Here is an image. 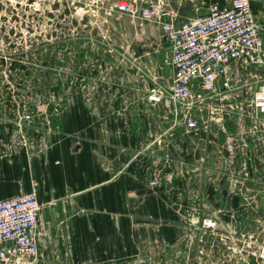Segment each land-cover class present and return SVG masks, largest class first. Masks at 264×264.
<instances>
[{"label":"crops","instance_id":"1","mask_svg":"<svg viewBox=\"0 0 264 264\" xmlns=\"http://www.w3.org/2000/svg\"><path fill=\"white\" fill-rule=\"evenodd\" d=\"M162 1L177 20H189L230 0ZM250 2L264 38V0ZM83 12V19L72 15L76 23L90 19ZM96 18L99 25L109 19L107 28L93 27L75 43L98 30L106 47L90 42L70 51L58 44L47 66L62 71L53 76L56 90L41 103L29 144L0 141L17 167L0 175V198L27 193L36 180L34 264H264L228 250L244 234L260 236L264 224V114H253L250 96L244 107L229 106L228 123L187 130L167 99L153 103L127 88L138 77L128 66L149 54L139 37L150 33L128 16ZM257 79H264L263 67L237 66L228 96H243ZM206 214L219 221L215 232L187 221Z\"/></svg>","mask_w":264,"mask_h":264},{"label":"built area","instance_id":"2","mask_svg":"<svg viewBox=\"0 0 264 264\" xmlns=\"http://www.w3.org/2000/svg\"><path fill=\"white\" fill-rule=\"evenodd\" d=\"M84 4L91 15L125 14L158 24L170 49L172 77L168 88L152 82L145 96L153 103L167 99L189 129L199 126L198 119L207 110L212 120L222 119V110L213 100L221 101L232 92L237 66L264 68V38L250 0L212 2L205 14L189 20H177L162 0L146 5L139 0H86ZM251 106L255 115L264 114V79H257L252 88ZM150 184L156 181L152 179ZM39 209L35 179L30 182L29 192L0 198V264L35 263ZM187 221L196 229L210 232L219 226L210 214L190 216ZM228 250L249 253L264 261V224L260 236L244 234L241 243L228 246Z\"/></svg>","mask_w":264,"mask_h":264},{"label":"rangeland","instance_id":"3","mask_svg":"<svg viewBox=\"0 0 264 264\" xmlns=\"http://www.w3.org/2000/svg\"><path fill=\"white\" fill-rule=\"evenodd\" d=\"M85 1L86 0H0L1 142L3 140L8 141L16 147H25L29 144V130L35 125L36 121H39L38 114L41 109V103L44 102V105H47L52 99L53 91L56 90L53 76L62 71V69L57 67L52 68L47 66V62L55 60L54 57L56 58L58 44L62 45L61 49L70 51H74V46L77 47V45L90 48L91 43L93 46L97 45L96 47L99 48L106 47V42H102L104 39L101 34H99L100 32H98V30H96V35H92V38H88L90 35L87 36L89 40L85 39L75 43L82 39L84 35L86 36L88 30L91 28L94 27L98 29V26L107 28L106 25L109 23L108 19L107 23L102 22L103 25H99V21L96 18L97 14L90 15V19L87 18L85 22L83 20L79 21L82 22V24L76 23L72 15L82 17L83 19ZM111 16L121 17L128 15L114 14ZM137 21L139 24L137 25L140 29H144L145 33H150L149 37L140 35L138 42L140 46H145V51L149 50V54L144 53L139 63H135V65L130 64L128 66L127 70L129 72L132 69L134 72L137 71L138 77L132 79V82L127 84V88L132 89L134 92L143 93L145 96L146 90L152 82H157L168 88L172 77V71L168 58V49L164 44L158 24L140 19ZM81 30L84 31L82 32ZM106 37L105 39L107 40ZM67 39H69L70 42ZM108 42L109 45L114 43L110 38ZM68 43L73 44V47ZM115 43L117 44L118 42L115 41ZM133 45L134 44H132V47L134 48ZM112 53H114V49ZM80 54L81 55H78V57L83 56L82 52H80ZM88 71L90 70L84 68L77 69V72L86 73L85 75L88 74ZM81 75L82 77L84 76L82 73ZM253 85H255V83L246 85L245 89H243V96L239 98L233 95L225 96L221 101L213 100L215 106L222 110V119L212 120L210 116H207V110L203 112L202 118L198 119L199 126L228 123L231 120V117H228L226 114L228 109H230L229 106H231L232 103H241L242 107H244L245 105L243 103L249 101L252 93V90L248 88L253 87ZM234 99H236V101H234ZM172 112L173 118L181 119V122L184 123L182 117H178L174 111ZM27 114H29V118H25ZM186 129L191 130L187 127ZM11 134H14V136L10 139L9 135ZM226 140H229V136L224 139V141ZM215 141H218V139L215 138ZM223 147H225V151H227V156L231 154L227 146ZM173 161L179 166V161L176 159ZM10 167L13 168V170H17L16 165L13 164V154L9 153L8 148L4 149L0 146V175ZM183 169L185 170L184 166L182 170H180L181 173ZM158 172H162V169H158ZM244 176H248V174L244 172ZM31 178L34 179L33 177ZM149 185H151L150 181Z\"/></svg>","mask_w":264,"mask_h":264}]
</instances>
